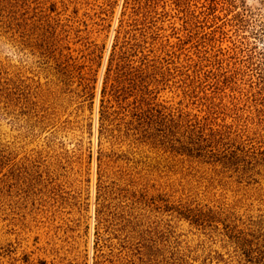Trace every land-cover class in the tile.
<instances>
[{"label": "rangeland", "instance_id": "374dc122", "mask_svg": "<svg viewBox=\"0 0 264 264\" xmlns=\"http://www.w3.org/2000/svg\"><path fill=\"white\" fill-rule=\"evenodd\" d=\"M0 264H264V0H0Z\"/></svg>", "mask_w": 264, "mask_h": 264}, {"label": "trees", "instance_id": "16d2710c", "mask_svg": "<svg viewBox=\"0 0 264 264\" xmlns=\"http://www.w3.org/2000/svg\"><path fill=\"white\" fill-rule=\"evenodd\" d=\"M189 123V119L181 117V124L187 125ZM196 127L200 128V125H197ZM196 130V129H195ZM198 131V130H197Z\"/></svg>", "mask_w": 264, "mask_h": 264}]
</instances>
